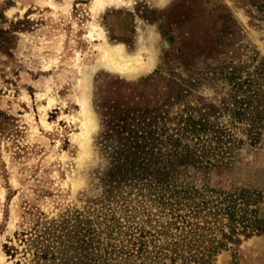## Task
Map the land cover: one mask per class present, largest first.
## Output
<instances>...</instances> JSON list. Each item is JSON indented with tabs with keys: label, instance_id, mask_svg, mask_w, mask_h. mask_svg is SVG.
Segmentation results:
<instances>
[{
	"label": "rangeland",
	"instance_id": "374dc122",
	"mask_svg": "<svg viewBox=\"0 0 264 264\" xmlns=\"http://www.w3.org/2000/svg\"><path fill=\"white\" fill-rule=\"evenodd\" d=\"M93 1L0 0V264H96L97 245L113 264H169L145 150L210 206L244 194L264 220V117L252 142L232 115L246 81L264 109V0ZM97 32L152 66L103 65ZM214 261L264 264V232Z\"/></svg>",
	"mask_w": 264,
	"mask_h": 264
},
{
	"label": "trees",
	"instance_id": "16d2710c",
	"mask_svg": "<svg viewBox=\"0 0 264 264\" xmlns=\"http://www.w3.org/2000/svg\"><path fill=\"white\" fill-rule=\"evenodd\" d=\"M238 85L243 96L236 100L232 115L235 122L247 120V136L255 142L259 137L256 126L264 117V109L259 102L261 93L259 87L251 90L249 81ZM160 158L149 150L143 151V157H140V176L148 181V188L156 192V200L162 206L159 214L166 218L165 222H159V229L153 234V239L161 242L154 253L156 258H168L169 264H215V254L227 248L228 243L238 242L240 236L250 237L264 232V220L248 208L249 202L244 194L225 195L222 201L210 206L212 201L206 200L203 193L175 184L174 172L162 165ZM204 160L205 157L200 155L194 163L200 166ZM161 190H165L163 195L157 194ZM144 238L145 234L140 230V247L134 246L137 252L140 251V256L147 253V240ZM97 247L92 261L113 264L111 256L104 255L99 245ZM34 256L46 259V255L39 252Z\"/></svg>",
	"mask_w": 264,
	"mask_h": 264
},
{
	"label": "bare ground",
	"instance_id": "6f19581e",
	"mask_svg": "<svg viewBox=\"0 0 264 264\" xmlns=\"http://www.w3.org/2000/svg\"><path fill=\"white\" fill-rule=\"evenodd\" d=\"M105 2H106V0H94L93 4H92V8L95 9V7H97V6L101 7ZM97 36H99V38L101 40L100 41V50H101V60L103 62V65H105L111 69H114L116 71H119L120 73L125 74V75L138 74L142 71L149 70L150 67L152 66V60L151 59L144 61L141 59L140 56H136V57H132V58L127 59L123 55L121 46L107 45V43L104 40V37L101 33L97 32ZM81 109H82L83 115L85 116L83 125L84 126L91 125L92 120H91L90 114H88V113H90L89 103H88V101H86L85 98H83V100H82Z\"/></svg>",
	"mask_w": 264,
	"mask_h": 264
}]
</instances>
